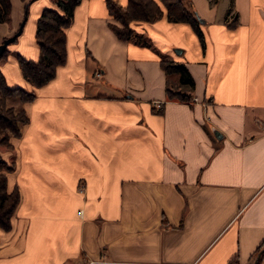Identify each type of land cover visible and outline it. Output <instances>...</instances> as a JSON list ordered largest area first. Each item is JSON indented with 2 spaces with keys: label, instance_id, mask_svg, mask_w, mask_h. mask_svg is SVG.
I'll list each match as a JSON object with an SVG mask.
<instances>
[{
  "label": "crops",
  "instance_id": "crops-1",
  "mask_svg": "<svg viewBox=\"0 0 264 264\" xmlns=\"http://www.w3.org/2000/svg\"><path fill=\"white\" fill-rule=\"evenodd\" d=\"M10 1L0 43L24 19L0 71L35 97L10 137L15 163L1 155L20 201L0 228V264H253L264 242V0H182L202 40L164 7L123 40L106 0H81L65 62L37 87L17 56L38 59L36 22L53 3ZM161 60L183 63L193 85Z\"/></svg>",
  "mask_w": 264,
  "mask_h": 264
},
{
  "label": "trees",
  "instance_id": "trees-1",
  "mask_svg": "<svg viewBox=\"0 0 264 264\" xmlns=\"http://www.w3.org/2000/svg\"><path fill=\"white\" fill-rule=\"evenodd\" d=\"M80 1L52 0V7L48 6L42 9L35 28V40L39 47L38 59L17 56L23 77L33 86H41L52 79L57 65L65 62L66 35L64 28L71 23L74 8ZM106 5L109 14L115 21L109 23V26L120 39L137 38L138 35L130 25L131 21H154L163 15L162 8L164 7L168 20L189 23L202 40L199 19L182 0H127L125 6L118 4L115 0H106ZM10 11L11 1L0 0V22L10 19ZM5 51L6 48L0 54V58L4 57ZM160 65L168 74L177 72L181 83L193 85L192 77L183 63L161 60ZM166 92L167 97L170 99H190V94L180 90L168 88ZM8 97L18 98L20 101L26 102L35 97V92L19 85H8L0 71V144L13 148L10 137L20 135V124L27 120V116L23 109L15 111L12 106H8ZM14 169V164L4 159L0 154V228L6 231L11 228L12 216L20 201L18 187L14 186L11 189L8 187L7 174ZM263 244L264 242L258 247L257 251ZM227 264H238L236 255L232 256Z\"/></svg>",
  "mask_w": 264,
  "mask_h": 264
},
{
  "label": "rangeland",
  "instance_id": "rangeland-1",
  "mask_svg": "<svg viewBox=\"0 0 264 264\" xmlns=\"http://www.w3.org/2000/svg\"><path fill=\"white\" fill-rule=\"evenodd\" d=\"M23 19L24 18L21 19V23H22ZM13 43L14 42H10L9 44L12 45ZM7 105L8 106H12L15 109V111H19V110L22 109L23 102L20 101L18 98L8 97ZM15 151H16V149L12 150L11 148L7 147L6 145L0 144V153H1V155L4 158H6L7 160H13L14 163L16 161V159H15L16 158V152Z\"/></svg>",
  "mask_w": 264,
  "mask_h": 264
},
{
  "label": "water",
  "instance_id": "water-1",
  "mask_svg": "<svg viewBox=\"0 0 264 264\" xmlns=\"http://www.w3.org/2000/svg\"><path fill=\"white\" fill-rule=\"evenodd\" d=\"M22 25H23V22L20 23L17 31L14 34H12L11 36L6 37V38L3 39V41L0 43V54L4 51V49L6 48V46L10 42H12L15 39V37L21 32ZM263 252H264V246L259 249V251H258V253H257V255H256V257H255V259L253 261V264H257L258 263V260H259L261 254Z\"/></svg>",
  "mask_w": 264,
  "mask_h": 264
},
{
  "label": "built area",
  "instance_id": "built-area-1",
  "mask_svg": "<svg viewBox=\"0 0 264 264\" xmlns=\"http://www.w3.org/2000/svg\"><path fill=\"white\" fill-rule=\"evenodd\" d=\"M157 106H159V103H156Z\"/></svg>",
  "mask_w": 264,
  "mask_h": 264
}]
</instances>
